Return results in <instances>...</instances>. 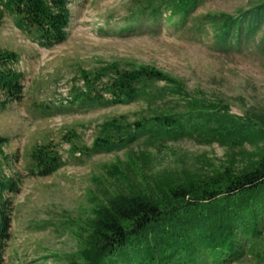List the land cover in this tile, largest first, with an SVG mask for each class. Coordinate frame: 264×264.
<instances>
[{
  "label": "rangeland",
  "instance_id": "374dc122",
  "mask_svg": "<svg viewBox=\"0 0 264 264\" xmlns=\"http://www.w3.org/2000/svg\"><path fill=\"white\" fill-rule=\"evenodd\" d=\"M256 2L209 0L184 26H177L179 17L168 11L158 23L142 22L120 32L137 21L133 0H72L67 39L49 48L22 31L17 16L6 12L0 45L18 53L16 67L23 73L24 92L20 101L0 113V135L8 139L6 151L12 159L8 173L21 178L13 196L12 239L5 264H69L76 258L94 209L106 202L107 193L125 184L123 177L113 173L114 165L129 174L132 166L138 183L146 184L143 172L152 177L206 174L223 169L230 158H241L240 148L189 137L160 146L145 143L141 135L122 146L119 141L128 131L118 132L105 122L149 118L156 105L151 110L143 99L108 104L109 94L86 103L77 94L85 91L84 71L92 75L113 64L153 65L183 78L190 92L201 91L209 99L227 103L232 113L264 114L261 35L248 45L224 51L208 16L237 14ZM98 137H109L106 144L115 141L117 146L93 149ZM39 146H49L61 157L62 166L49 176L32 174V154ZM245 149L254 151L253 145ZM244 258L233 264H259L251 254Z\"/></svg>",
  "mask_w": 264,
  "mask_h": 264
},
{
  "label": "trees",
  "instance_id": "16d2710c",
  "mask_svg": "<svg viewBox=\"0 0 264 264\" xmlns=\"http://www.w3.org/2000/svg\"><path fill=\"white\" fill-rule=\"evenodd\" d=\"M133 1L137 21L120 32L142 22L158 23L168 11L179 17L177 26H184L209 0ZM71 2L0 0V25L6 12L14 14L22 31L43 48L53 47L67 39ZM208 16L222 50L248 45L258 34L264 48V0L237 14ZM18 61L17 52L0 45V113L22 99L23 73L16 67ZM83 77L85 91L77 97L86 103L109 94L108 104L143 99L151 110L156 105L149 118L105 122L118 132L128 131L119 141L122 146L133 144L141 135L145 143L160 146L189 137L199 143L240 148L241 158H230L223 169L206 174L152 177L143 172L146 184L138 183L132 166L129 174L114 165L113 173L123 177L125 184L107 193L106 202L94 209L83 246L69 264H233L248 254L264 264V114L232 113L227 103L209 99L201 91L190 92L183 78L153 65L113 64L92 75L84 71ZM109 140L98 137L93 149L113 150L117 142L106 144ZM246 145H253L254 151L247 152ZM7 146L8 139L0 135V264H5L4 254L12 239L13 196L21 181L18 174L10 173ZM32 160V174L40 177L63 164L49 146L37 147Z\"/></svg>",
  "mask_w": 264,
  "mask_h": 264
}]
</instances>
